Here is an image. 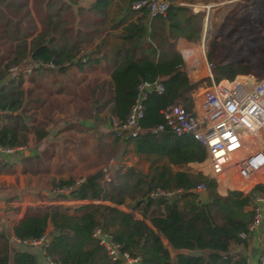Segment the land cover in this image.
I'll list each match as a JSON object with an SVG mask.
<instances>
[{"label": "trees", "instance_id": "trees-1", "mask_svg": "<svg viewBox=\"0 0 264 264\" xmlns=\"http://www.w3.org/2000/svg\"><path fill=\"white\" fill-rule=\"evenodd\" d=\"M111 1L90 0L86 5H79L78 0H30L28 10V0H0V116L24 107L21 73L2 82L8 68L18 65L25 57L57 65L56 69L47 66L32 69L44 73L47 69L63 71L67 67L61 65L63 61H69L68 66L74 64L81 68L90 62L85 50L82 54L85 60L81 61V44L92 41L105 29L103 22ZM134 1L128 0L127 9L139 13L138 17L123 25L120 42L110 53L108 90L102 89L95 96L92 91L85 99L89 103V115L95 116L104 109V113L117 121H124L137 96L136 85L140 81L160 80L162 92L145 93L141 101L143 114L137 124L142 131L134 137L122 136L124 142L132 144L136 155L148 160L146 172L133 168L116 172L115 179H122L121 185L113 180L114 176L101 184L100 170L86 174L77 183L73 178L58 179L52 187L69 189L61 194L62 198L87 202L31 206L11 226V234L21 240L38 238L46 232L48 241L42 249L43 256L57 264H117L91 238L94 227L108 232L131 256H138L137 264H246L245 256L232 251L231 246L246 243L247 224L251 220L249 207L257 186L247 193L227 190L219 195L213 179L200 172L179 169L205 158L201 144L189 134L149 130L161 123L160 110L164 106L180 103L186 109L192 107L191 94L199 84L187 79L181 69V56L171 40L180 36L198 41L202 12L192 13L172 0H164L167 3L164 14L149 16L144 8L133 10ZM74 4L73 12L71 5ZM114 26L117 23L110 24V28ZM190 56L199 72H207L201 49L186 55ZM206 59L215 82L246 73L243 64L213 61L210 53ZM195 62L187 60L189 67L195 66ZM195 69L188 71L192 78ZM19 117L18 113L10 116V124L0 126V146L17 147L23 143ZM123 177L132 179L130 190L133 191L129 197L126 194L130 191L124 192L127 185ZM199 181L205 184L202 198L192 190ZM236 181L232 182L233 187H242L234 186ZM159 190L178 191L168 196H149V192ZM126 197L134 200L138 218L131 210L116 207ZM0 264L41 263L28 251L11 248L2 232Z\"/></svg>", "mask_w": 264, "mask_h": 264}, {"label": "crops", "instance_id": "crops-1", "mask_svg": "<svg viewBox=\"0 0 264 264\" xmlns=\"http://www.w3.org/2000/svg\"><path fill=\"white\" fill-rule=\"evenodd\" d=\"M79 1L80 0H78V3ZM89 1L90 0H88V2ZM172 1L176 5L190 9L192 13L202 12L200 41L206 31V23L209 20V15H211L208 11L216 9L219 2H232L238 0ZM247 1L248 0H242L241 5L243 4L242 2H244L246 6ZM29 3L30 0H28V10H30ZM127 5L128 0L111 1L106 13V18L103 22L105 29L92 41L86 43L89 45V48L93 46V54L89 52L88 59H90V62L83 65L81 68L72 64L61 72L53 70V72H48L49 74H46L42 70H32V73L27 76L21 75L20 88L22 90L24 107L18 112L12 111L9 114L10 116H14L17 113L20 115V121L18 122L23 126L20 130L24 135V139L23 143L19 145L22 146L20 151L16 150L11 154L0 153V222L2 225L1 233H5L11 248L18 247L19 249L32 253L38 263H46L42 251L37 247L17 245L11 234V226L16 223L31 206L48 204L61 205L66 203L80 204L87 202L86 200L62 198V192L59 191V188L52 187V183H56L58 179L71 178V175L75 172L79 163H91L93 158H95L96 161L107 163L109 159H107L108 156H106L109 152V141L106 140L102 142L100 144V149L94 152L93 139H91V135L96 126L98 128L101 126L102 128L108 129L103 125L106 114L104 113V109L96 113L95 116L89 115L87 109L86 114L83 115L84 108H78L76 104L82 92L90 96L93 91L92 96H95V94L100 93V91L102 92V89L105 91L108 90L111 64L109 59L110 53L120 42L119 34L121 33L123 25L129 21H135L139 14L128 10ZM73 6L76 7L74 4L71 5V8ZM235 11L236 10H233L231 7V9H229V14L232 15ZM241 12L242 11L238 12L240 15L235 18L239 17L238 19H240L242 23L245 22V24L250 20L252 24V14L250 13V15L247 16L249 12L247 9H245L243 13ZM224 16H226V14L221 17V21ZM231 22L233 23V20ZM113 23H117V26L110 28V24ZM104 37L107 38L108 44H105L103 41ZM171 42L177 52L183 51L185 58L186 55L190 54L194 49L202 50L201 46L192 47L193 43L191 44L190 41L188 42V40L180 36L173 38ZM99 45L103 47L106 53L105 56L103 54L102 57H100L101 53H97L99 47L97 48L95 46ZM204 62H206L205 56ZM223 62L225 61H221V63ZM101 66L105 69V72H98V67ZM195 67L193 78L186 73L187 79L192 82H199L201 78L208 77V74H210V70H207L205 74L199 72L196 62L194 68ZM93 68L98 69L94 70L96 71L95 73L89 74L87 70ZM10 77H12V75L5 78L2 82H5ZM204 90L205 88H201L200 85H198L196 90L191 94L193 97V109L196 108L198 95L200 96ZM87 95L81 97L82 103H84V101L87 102L85 99ZM31 99L33 100L31 101ZM35 99H37V101ZM9 114L6 112L4 115L0 116V126L10 124ZM101 119H103L102 122ZM82 132L88 134L84 139L79 136ZM112 134L113 132L111 131L110 135ZM112 136L116 154L118 152L119 155H121L120 158L115 159L124 162L126 167L131 163L136 167H140L139 163L141 161H146L147 163H145V166L141 170L146 172L149 163L148 160L140 155H136L133 152L132 144L130 142H124L122 136H115L114 134ZM124 147L127 152L129 151L130 157L128 158L124 156ZM94 153L97 154L96 157ZM186 165L193 168L192 170L196 172L199 171L198 163L195 162L182 165L179 169H182V167ZM173 169L176 170L174 167ZM86 174H89V172ZM86 174L80 176V178L82 179ZM232 180L234 181L237 179L233 178ZM232 180L230 183H220L217 185L218 192L224 195L228 190L226 186L237 189V187H233ZM240 182L245 184H241ZM250 183L251 182L247 183L237 180L234 186H242L245 190L250 187ZM67 192L68 190H65L64 194ZM105 203H107V201ZM116 207L125 210L122 204L116 205ZM133 214L135 217H139L138 212H133ZM48 229L49 227L47 230ZM247 236L244 246H231V249L232 251L242 253L245 256L246 264H259L258 257L264 249V224L254 231L249 232ZM11 255L12 252L10 250L9 256L11 257Z\"/></svg>", "mask_w": 264, "mask_h": 264}, {"label": "built area", "instance_id": "built-area-1", "mask_svg": "<svg viewBox=\"0 0 264 264\" xmlns=\"http://www.w3.org/2000/svg\"><path fill=\"white\" fill-rule=\"evenodd\" d=\"M133 10L144 8L149 16L163 15L167 3L164 0H136L131 3ZM202 47V46H201ZM203 51V48H202ZM81 61L85 58L82 49L79 50ZM183 72L188 73L190 68L187 64L189 58H185L183 51L179 52ZM204 56V55H203ZM74 61V60H73ZM69 61H63L62 66H68ZM24 65V66H22ZM47 66L56 69L52 63H39L25 57L18 65L8 68L10 75L17 74L27 76L33 68ZM209 71L211 64H206ZM9 75V76H10ZM210 83L205 87L196 101V108L186 109L180 103H172L160 110L161 123L149 129L152 132L169 130L175 134H189L205 149V158L198 163L199 171L207 178L215 182V191L220 183H230L233 178L239 181L251 182L248 189H233L247 193L254 187L252 203L249 207L251 220L247 224L248 233L264 224V74L255 77L252 74L236 75L232 79L222 78L213 81L210 74ZM137 96L129 107L124 121H117L113 116L105 114L103 125L110 129L115 136L134 137L142 129L137 121L142 117L143 108L141 101L145 93H161L163 88L159 79L152 81H140L136 85ZM123 131H126L123 133ZM22 146H0V153L11 154L20 151ZM126 168L124 162L109 158L107 163L100 169V183H107L112 174L122 172ZM81 179L75 181L79 182ZM229 185V184H227ZM66 188H59L64 193ZM199 195L204 194L205 184L199 181L192 189ZM178 190H159L149 192L153 197L158 194L170 195ZM97 202V201H93ZM2 225L0 222V233ZM91 238L101 247L106 257L117 264H137L138 256H131L121 249L120 245L113 241L108 232L99 227H94L90 234ZM16 243L23 246L37 247L42 251L47 244L46 232L38 238L16 239ZM45 258V264H57ZM258 263L264 264V249L258 257Z\"/></svg>", "mask_w": 264, "mask_h": 264}, {"label": "rangeland", "instance_id": "rangeland-1", "mask_svg": "<svg viewBox=\"0 0 264 264\" xmlns=\"http://www.w3.org/2000/svg\"><path fill=\"white\" fill-rule=\"evenodd\" d=\"M241 1L242 0L232 1V2H219L216 6L217 7L216 9H214L213 11L212 10L208 11L209 14H211L209 15L210 21L208 20V22L206 23V31L203 34V37L200 39V41L199 40L190 41V43L191 44L193 43L192 47L202 46L203 55L205 56V61H206L204 62L205 68H206V64H210L209 60L206 59V54L210 53L211 59L213 61H217V62L225 61V62L237 63L239 65L243 64L242 66L245 67L246 73H250L258 78L264 74V0H248L246 3V6L244 2H242L243 7L241 5ZM87 2L88 0H80L78 4L86 5ZM231 7L233 8V10H236L235 13H233L232 15L229 14L230 13L229 9H231ZM74 8L75 6L71 8L73 12H74ZM245 9L249 11L247 13V16H249L250 13L252 14V17H253L252 24L250 20H248L247 24H245V22L242 23V21L238 19L239 17L235 18L236 16L240 15L238 12L242 11L241 13H243ZM225 14L226 16H224V18H222V21H221V17ZM73 16L75 19H77L76 14H74ZM232 20H233V23L231 22ZM103 41L105 42V44H108L106 37L103 38ZM92 47L89 48L88 44L83 43L81 44L80 48L82 50H85L87 54H90L89 52L93 54ZM95 47L97 48L99 47L98 48L99 51H97V53L99 52L101 53L100 57H102L103 54L104 56L106 55L101 45L95 46ZM187 58H189L188 60L194 62L192 59V56L186 57V59ZM98 68L96 69L93 68L91 70L88 69L87 72L89 74H93L96 72L94 70H97V69H98V72H105V69L102 66ZM209 70L211 74V68ZM48 72H53V70L47 69L46 74H49ZM30 73H32V70L30 71ZM9 75H10L9 73H6L2 81L5 80V78H7ZM210 76H211V79L213 80L212 74ZM208 77H203L198 82L201 88H205L210 83V78ZM12 78H13V75H12ZM80 95L81 96L77 100L76 105L78 108H82V109L84 108V111H83L84 112L83 115H84L86 114V111L89 107L88 105L89 103L88 101L87 102L84 101V103L81 102V99H82L81 97L87 95L86 93L82 92L80 93ZM102 120L103 119H101V122ZM110 133L111 131L106 128H102L101 126L100 128H98L97 126L95 127V130L93 131V134L91 135V139H93V145L95 148L94 152L100 149V144L102 142H105L106 140H108L110 143V146H109V152L106 155L108 156L107 159L108 158H113V159L120 158L121 155H119L118 152L116 154V151H115V145L113 144V136H112L113 134L110 135ZM87 135L88 134H85L84 132H82V134L79 136L82 139H84ZM123 152L125 154L124 156H127V158L130 157L129 151L127 152L125 147L123 148ZM94 155L96 157L97 154L94 153ZM105 163L106 162H103V161L101 162L96 161L95 158H93L91 163H79V165L75 169V172L71 175V178L75 180H79L80 176L88 172L91 173V172L100 170L105 165ZM145 163L147 162L141 161L139 163L140 167L138 166L136 167L131 163L125 169L128 170L129 168H133V169H137L138 171H141L143 167L145 166ZM192 169L193 168H190L187 165L182 167V170L184 171L195 173L196 171ZM115 176H116L115 173H113L111 177H113L114 181H117L119 183L118 185H121L120 181H122V179L121 180L115 179ZM123 178H124L123 183L125 182V184L127 185L126 187H124V192L128 193V191H130L129 194H126V196L128 195L130 196V194H132V191H133V189L130 190L131 185H132V179L127 178V177H123ZM101 184H104V183H101ZM241 184H245V183H241ZM105 188L109 189L107 187ZM198 196L202 198L203 194L201 195L198 194L197 197ZM128 197L125 198L124 203L122 205L124 206L125 210H131L132 212H136L137 210L133 208L134 200L132 201V199H128ZM103 203L105 202L103 201ZM72 204L73 203H66V204H61V205H72Z\"/></svg>", "mask_w": 264, "mask_h": 264}, {"label": "bare ground", "instance_id": "bare-ground-1", "mask_svg": "<svg viewBox=\"0 0 264 264\" xmlns=\"http://www.w3.org/2000/svg\"><path fill=\"white\" fill-rule=\"evenodd\" d=\"M251 184V183H250ZM248 186V185H247ZM239 188H241V189H243V187H239Z\"/></svg>", "mask_w": 264, "mask_h": 264}, {"label": "water", "instance_id": "water-1", "mask_svg": "<svg viewBox=\"0 0 264 264\" xmlns=\"http://www.w3.org/2000/svg\"><path fill=\"white\" fill-rule=\"evenodd\" d=\"M126 131H123V133H125Z\"/></svg>", "mask_w": 264, "mask_h": 264}]
</instances>
